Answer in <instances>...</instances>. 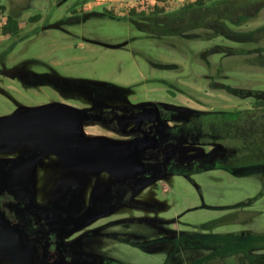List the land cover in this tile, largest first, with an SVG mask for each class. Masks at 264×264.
<instances>
[{
  "label": "rangeland",
  "instance_id": "obj_1",
  "mask_svg": "<svg viewBox=\"0 0 264 264\" xmlns=\"http://www.w3.org/2000/svg\"><path fill=\"white\" fill-rule=\"evenodd\" d=\"M81 1L0 0L4 8L0 20L11 15L20 25L14 36L0 34V119L54 105L84 111L88 119L81 130L86 137L142 141L150 147L141 155L143 174L129 179L105 170L73 168L50 151L40 153L33 162L37 149L25 144L3 146L0 157L12 152L26 156L22 181L37 205L68 208L72 217L89 222L64 233L56 230L60 234L55 247L46 240L35 244L33 251L0 244V264H90L97 254L126 264H162L172 245L161 240L181 233L264 232L263 170L248 175L222 169L190 176L162 174L153 164L167 152L200 154L211 146H151V136L142 134L137 118L122 115L128 105L145 106L141 108L146 116L151 106L160 105L214 111L251 109L254 99L250 93L242 96L228 88L264 92V38L237 45L204 29L188 32L195 37L152 35L135 22L141 18L139 12L151 16L158 7L162 12L155 14L162 15L193 0ZM253 9V17L230 27L246 32L264 26V3ZM231 48L249 51L233 54ZM52 74L111 84L123 94L100 103L108 113L95 114V104L83 91L67 84H48L47 76ZM3 160H13V156ZM214 219L221 223L212 230L200 228L201 223ZM118 237L154 245L151 252H145ZM206 252L179 250L174 264H186ZM255 252L264 255V249ZM242 260L233 255L208 264H241Z\"/></svg>",
  "mask_w": 264,
  "mask_h": 264
},
{
  "label": "trees",
  "instance_id": "obj_2",
  "mask_svg": "<svg viewBox=\"0 0 264 264\" xmlns=\"http://www.w3.org/2000/svg\"><path fill=\"white\" fill-rule=\"evenodd\" d=\"M263 3L264 0H193L162 15L155 14L162 12V9L158 7L154 8L155 12L153 10L151 16L139 12L138 15L141 18L135 22L141 27L140 29L152 35L156 33L167 36L190 35V37H195L194 34L188 32L194 29H204L211 31L215 36L240 45L264 38V26L246 32H237L230 27V24L237 25L253 17V8ZM2 10L4 8L0 7V14ZM131 20L134 22L133 19ZM19 29V21L11 15H7L4 22L0 20V30L3 34H16ZM230 51L233 54H242L248 53L249 50L231 48ZM166 67H170V65H166ZM52 76L58 79L55 84H52L54 87L59 84H67V87L73 90L86 93L95 104L92 108V113L95 114L108 113L106 107L101 106L100 103L123 92L121 88L117 89L111 84L82 78H61L57 74H52ZM228 90L242 96L250 93L254 99L253 107L235 111H214L160 105L158 107L151 106L148 109L150 115L146 116L142 115L146 112L145 109H142L145 106L128 105L122 115L137 118V127L141 129L142 134L151 136L149 144L151 146L160 149L182 144L211 146L207 152L200 154L182 155L176 152H167L163 160L153 164L162 174L190 176L208 169H222L232 174L243 175L264 171V92L231 88ZM173 119L176 124L168 125L166 123L167 120ZM148 147L146 145V150H149L150 147ZM88 222L89 220L86 218L81 219L77 227H82ZM220 223L221 220L214 219L201 223L200 228L212 230ZM117 239L145 252H151V246L154 245L152 241H132L123 237ZM161 242L172 245L162 264H174L175 253L179 250L197 249L207 250V252L186 264H208L215 259L233 255L243 257L241 264H264V255L255 252L264 249V232L181 233L176 237L163 239ZM89 262L90 264L97 262L126 264L98 254L94 255V259Z\"/></svg>",
  "mask_w": 264,
  "mask_h": 264
},
{
  "label": "water",
  "instance_id": "obj_3",
  "mask_svg": "<svg viewBox=\"0 0 264 264\" xmlns=\"http://www.w3.org/2000/svg\"><path fill=\"white\" fill-rule=\"evenodd\" d=\"M85 119L84 111L61 105L17 112L0 119V145L31 143L54 153L69 167L90 172L105 170L129 179L140 177L145 143L86 137L81 130Z\"/></svg>",
  "mask_w": 264,
  "mask_h": 264
},
{
  "label": "flooded vegetation",
  "instance_id": "obj_4",
  "mask_svg": "<svg viewBox=\"0 0 264 264\" xmlns=\"http://www.w3.org/2000/svg\"><path fill=\"white\" fill-rule=\"evenodd\" d=\"M0 34L4 37L16 35H6L1 30ZM47 77L49 79L46 81L51 85L58 80L52 75ZM27 83H29L28 80ZM86 119H88V113H86ZM8 144H25L37 149L33 151V162L40 153L49 152L38 145L22 142L2 144L0 148ZM11 154L9 156H13V160H3L9 156L0 157V244L7 243L16 251L26 248L33 251L35 244L44 243L46 240L47 244L51 241L55 247L59 234L79 226L80 217L78 216L75 221V217L70 215L68 208L61 210L57 207L37 205L33 199V193L22 181L27 166L26 156L19 157L20 153L15 154V152ZM14 157L18 159L14 160ZM58 159L65 165L59 157ZM58 229L62 231L57 233Z\"/></svg>",
  "mask_w": 264,
  "mask_h": 264
}]
</instances>
